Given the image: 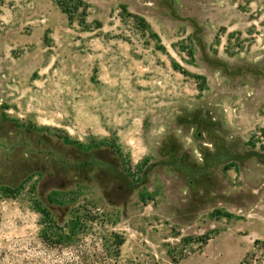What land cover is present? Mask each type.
I'll list each match as a JSON object with an SVG mask.
<instances>
[{"label": "rangeland", "instance_id": "1", "mask_svg": "<svg viewBox=\"0 0 264 264\" xmlns=\"http://www.w3.org/2000/svg\"><path fill=\"white\" fill-rule=\"evenodd\" d=\"M263 154L264 0H0V264L68 257L37 204L119 264H239Z\"/></svg>", "mask_w": 264, "mask_h": 264}, {"label": "trees", "instance_id": "2", "mask_svg": "<svg viewBox=\"0 0 264 264\" xmlns=\"http://www.w3.org/2000/svg\"><path fill=\"white\" fill-rule=\"evenodd\" d=\"M61 7L64 12L69 11L68 7L64 5ZM256 156L264 163V154ZM22 184L0 186V195L12 199L22 189ZM49 203L55 202L49 201ZM37 213L42 218L43 229L40 237L45 246L60 253L62 250H67L69 254L62 262L60 261L61 264H119L120 250L125 243L122 236L110 233L103 237L93 236L89 242L86 241L94 225H97V217L75 212L68 222L60 226L52 219L51 212L41 209L39 204H37ZM239 264H264V240H256L253 244V252Z\"/></svg>", "mask_w": 264, "mask_h": 264}]
</instances>
